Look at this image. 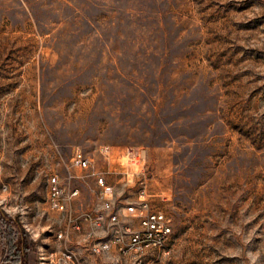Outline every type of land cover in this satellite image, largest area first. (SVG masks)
<instances>
[{
    "label": "rangeland",
    "instance_id": "374dc122",
    "mask_svg": "<svg viewBox=\"0 0 264 264\" xmlns=\"http://www.w3.org/2000/svg\"><path fill=\"white\" fill-rule=\"evenodd\" d=\"M77 151L173 218L160 264H264V0H0V222L27 264L48 176L97 188Z\"/></svg>",
    "mask_w": 264,
    "mask_h": 264
},
{
    "label": "built area",
    "instance_id": "2783aa9c",
    "mask_svg": "<svg viewBox=\"0 0 264 264\" xmlns=\"http://www.w3.org/2000/svg\"><path fill=\"white\" fill-rule=\"evenodd\" d=\"M72 162L92 171L97 188L58 172L48 176L46 212L54 222L48 225L50 230L39 233L36 264L162 263L168 254L173 218L145 195L138 201L117 197L115 186L93 169L91 159L81 151ZM3 227L0 222V256L5 250L8 261L22 264L20 248L5 245Z\"/></svg>",
    "mask_w": 264,
    "mask_h": 264
},
{
    "label": "trees",
    "instance_id": "16d2710c",
    "mask_svg": "<svg viewBox=\"0 0 264 264\" xmlns=\"http://www.w3.org/2000/svg\"><path fill=\"white\" fill-rule=\"evenodd\" d=\"M3 217H4V216H3ZM5 218H6V217H5ZM6 219H7V218H6ZM9 242H11V237H10V241H9ZM24 244H25V242H23V243L21 244V245H22V248H20V253H21L20 260L22 261V264H23V260H24V258H23L22 255H24L25 251L27 252V247H25ZM10 248L12 249V247H10ZM24 261H25L24 264H27V262H28L27 258H25Z\"/></svg>",
    "mask_w": 264,
    "mask_h": 264
},
{
    "label": "crops",
    "instance_id": "0c3cea01",
    "mask_svg": "<svg viewBox=\"0 0 264 264\" xmlns=\"http://www.w3.org/2000/svg\"><path fill=\"white\" fill-rule=\"evenodd\" d=\"M12 226V225H10ZM35 249V247H34ZM35 253V252H34ZM1 263V262H0ZM3 263V262H2ZM4 264H19V263H16V262H11V261H8L7 259L5 260Z\"/></svg>",
    "mask_w": 264,
    "mask_h": 264
}]
</instances>
